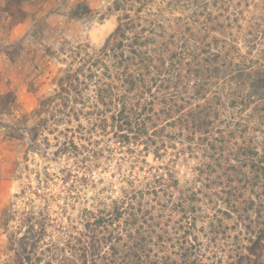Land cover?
Segmentation results:
<instances>
[{
    "label": "rangeland",
    "instance_id": "rangeland-1",
    "mask_svg": "<svg viewBox=\"0 0 264 264\" xmlns=\"http://www.w3.org/2000/svg\"><path fill=\"white\" fill-rule=\"evenodd\" d=\"M118 2L0 0V98H16L0 106V264L11 255L12 211L10 231L21 214L46 219L40 247L64 264H264V37H197L206 62L183 65L171 84L153 71L158 82L130 85L137 68L116 69L113 58L86 80L124 17ZM236 52L244 59L223 66ZM79 70L81 95L61 82ZM62 87L66 101L56 98ZM45 99L65 115L41 113ZM116 211L101 229L102 212ZM139 228L146 241L135 247ZM97 229L103 252L121 258L80 257Z\"/></svg>",
    "mask_w": 264,
    "mask_h": 264
},
{
    "label": "trees",
    "instance_id": "trees-1",
    "mask_svg": "<svg viewBox=\"0 0 264 264\" xmlns=\"http://www.w3.org/2000/svg\"><path fill=\"white\" fill-rule=\"evenodd\" d=\"M116 8L125 11L124 17L120 19L118 27L106 41L100 56L92 63L88 62L87 71L90 75L86 76V80H92L95 77L91 74L93 68L99 65L104 66L102 62L105 59L113 58L116 60V65H114L116 69L129 71L130 66L137 68L138 75H129L131 80L128 84L130 85H134L136 81L143 85L158 82L159 79L152 75L153 71H159L158 73L163 71L165 75H172L169 77L170 79L167 78L163 81L171 84L174 80L179 79V77L173 78V74L183 69V65L192 69L200 67L203 62H206L194 53V49H200L199 44H201L197 37H247L245 39L247 43H251L252 38L258 42V37H264V0H121L117 3ZM252 8L254 9L253 13L251 12ZM131 13H135L136 16H131ZM147 37H158L160 40ZM176 37L178 38L177 42L175 41ZM148 45H152L153 48L148 49ZM205 46L210 48V44L209 46L205 44ZM228 46L232 47L226 41V49ZM215 50L218 51L217 47ZM127 51L132 54V57L125 59ZM262 53L264 55V52ZM204 54L214 56L215 53L211 49V51H205ZM236 58L243 60L244 56L238 52L234 55L226 53V61L223 62V66L234 67ZM245 62L247 63H243V66H247L253 61L247 59ZM259 63H262L259 71L262 73L264 82V57L259 59ZM127 64L128 66L125 67ZM84 74L79 70L75 74H69L61 82L62 84L66 83L68 91L81 95L83 93L82 86L85 83L81 81L80 76L85 77ZM204 85L208 87L209 82H205ZM66 90L65 87H62V93L58 94L56 98L68 100L63 97V94H68ZM262 95L264 96V86ZM52 101V99H45L40 103L41 113L65 115L58 110L51 112ZM262 101H264V97ZM15 102L14 93H8L0 98V106L3 109L12 107ZM234 103L236 104L237 101L234 100ZM36 135L38 136V133ZM18 136L22 137L23 135ZM39 143L38 138L33 142L38 151L41 150ZM181 201L185 212H189L190 205H185L187 202L183 199ZM260 207L264 209V199L261 200ZM122 214L124 213L117 211L114 213L102 212L99 218L100 228L107 226V223L116 216L121 218ZM4 215L8 217L4 226L9 232L7 250L11 254L8 255L4 264H54L55 261L64 264L69 260L68 257L59 259L56 254L48 256L43 254L40 243L45 236L47 222L42 215L37 216L34 211H31L29 216L21 214L24 217H21L20 227L16 231H10L9 228V223L16 218V212L12 211L9 215L8 212H5ZM22 227L25 228L24 232L21 231ZM145 232L139 228L130 233L129 239L133 246H140L146 241ZM103 233L105 232L97 229L93 237H90V240L78 249L81 258H90L94 261L109 259V257L121 258V253L116 252L114 247L111 248L112 253L103 252L102 244L105 235H100ZM54 249H57V246H54ZM51 250V247H47L46 251L51 252ZM124 257H128V255Z\"/></svg>",
    "mask_w": 264,
    "mask_h": 264
}]
</instances>
